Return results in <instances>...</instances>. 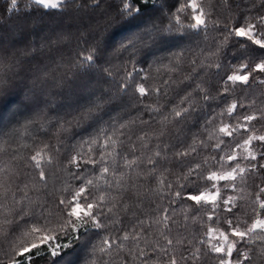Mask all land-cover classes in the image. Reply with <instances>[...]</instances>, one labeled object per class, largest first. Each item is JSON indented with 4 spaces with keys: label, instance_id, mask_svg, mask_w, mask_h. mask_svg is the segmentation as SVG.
Masks as SVG:
<instances>
[{
    "label": "trees",
    "instance_id": "1",
    "mask_svg": "<svg viewBox=\"0 0 264 264\" xmlns=\"http://www.w3.org/2000/svg\"><path fill=\"white\" fill-rule=\"evenodd\" d=\"M190 2L143 0L138 4L143 9L142 18L129 22L121 15V0H65L58 8H44L34 0H17L15 9L10 0H0V39H25L38 46L44 37H63L56 51L22 64L17 69V79L0 92V264H14L22 247L39 243L44 235L56 238L52 245H61L59 254L51 255V246L45 244L34 249L24 264H166L170 255L178 264H188L181 257L197 249L199 259L191 264H217L216 254L208 248V244L215 243L211 229L226 231L224 221L231 218L230 214L218 209L210 221L206 215L211 212L210 207L202 206L197 213L192 202L171 203L168 184H172V190H179L176 181L190 167L200 164L201 171L216 170L212 156L226 159L233 151L242 156L248 135L264 134V126L256 121L248 125V133L239 129L232 138L219 131L224 123L233 127L247 123L235 114L219 115L233 101L238 103L237 112L241 115L245 109L239 107L240 103L246 106L247 114L259 116L264 112V84L259 82L264 77L255 74L257 79H250V85L243 87L228 82L225 86L232 88L228 96L216 91L226 75L239 69L232 53H245L250 57L246 61L249 63L264 59V50L251 42L241 47V38L224 40L230 27L242 25L249 18L258 22L264 14V0H196L208 18L207 29L200 31L188 27L190 9L184 6ZM175 16H179V22ZM153 20L161 28L173 29L166 40H158L138 54L121 50V42L141 31L145 21L150 25ZM13 32L17 34L12 35ZM90 50L97 54L96 66L77 68ZM216 64H220L219 69ZM129 71L133 72L131 78L127 76ZM122 84L128 86L126 90ZM140 84L149 89L148 96L139 95ZM197 85L211 93L209 102L200 98ZM156 88L162 90L160 94L153 91ZM100 90L111 92L114 98L99 112L100 123L90 129L94 121L76 126L77 110L82 111L91 93ZM189 93L195 110L187 119L174 118L172 110L181 106V99ZM40 109L43 112L37 116ZM155 109L164 115L152 111ZM97 137L98 142L92 143ZM109 137V146L101 148ZM221 141L224 143L217 149L215 145ZM257 143L254 141L253 146ZM185 150L190 155L180 158L181 165L175 154ZM157 151L167 157L166 162L155 156ZM101 152L116 175L100 179L96 171L100 164L85 166L88 172L81 175L93 180L88 200L100 203L98 218L103 227L95 228L90 221L81 226L75 217L67 215V204L80 183L74 178V166L69 160L72 156L98 160ZM36 153H40L38 159L42 160L46 182L40 181L39 170L30 160ZM149 157L159 159L154 174H149ZM125 158H139L144 163L128 169L124 167ZM238 162L241 167L248 164L243 159ZM230 166L225 163L219 173L228 171ZM129 177L134 179L135 187H130ZM245 177L244 181L237 179L235 189L225 188L224 181L218 182L222 197L235 198L233 211L239 210L241 227L244 221L251 224L257 213L264 216L256 199L258 187L264 183L261 177L250 173H245ZM180 183L184 181L181 179ZM260 199L264 200V194H260ZM61 200L65 201L64 206ZM165 214L171 217L168 221L163 219ZM36 228L40 232H35ZM161 233L173 239V245H167ZM157 244L166 247L167 254L159 249L153 251ZM249 247L258 252L260 242ZM141 251L147 255H140Z\"/></svg>",
    "mask_w": 264,
    "mask_h": 264
},
{
    "label": "snow or ice",
    "instance_id": "2",
    "mask_svg": "<svg viewBox=\"0 0 264 264\" xmlns=\"http://www.w3.org/2000/svg\"><path fill=\"white\" fill-rule=\"evenodd\" d=\"M150 2H155V0H150ZM12 8L15 9L17 6V0H10ZM36 5L42 6L44 8H58L65 0H34ZM122 10L121 15L128 18L129 22L138 21L142 18L143 9L138 6V4L143 3V0H121ZM178 3V0H177ZM176 7V5H173ZM184 7L190 9V23L188 27L195 29L197 31L206 30L208 26V18L205 14L203 8L197 4L196 0H191L190 3L186 4ZM178 11L183 12L184 8H179ZM177 22H179V16H175ZM218 23V22H217ZM228 27V25H225ZM140 28V27H139ZM173 29L171 27L161 28L155 20L149 25L146 21L143 23V28L138 33H133L131 38L126 41L121 42L120 48L124 52L138 54L139 51L143 48H149L151 45L156 44V42L164 41L167 39V34L171 33ZM16 32H13L12 35H16ZM23 36V33H19ZM235 36L241 38V47L244 46L245 42H251L252 45L258 46L260 50H264V14H261L258 17V22H252L251 18L243 21L242 25H237L235 27H230L228 35L224 37V40L229 39V37ZM63 37L59 35L47 36L44 37L37 46L31 41L21 40H10V39H0V92H3L5 89L11 86V83L17 79V69L24 63H30L32 59H35L38 56H43L47 53H51L57 50V45L62 41ZM18 44H23V48H17ZM15 50V51H13ZM235 57V60L239 62V69L234 71L232 74L226 75L224 78V84L217 88L216 91L220 92L223 96H228L232 91V88L226 87L225 85L228 82H231L232 86L236 84L243 86L250 85V79L255 81L259 74L264 77V59H259L258 61H253L251 63L246 62L250 60L249 56H246L245 53L241 52L238 56L235 53H232ZM98 57L95 53V50H90L87 55L82 56L80 61L77 63V68L95 67ZM208 67H211L209 65ZM217 69L220 68V64H216ZM135 71V68L133 69ZM143 71V69H140ZM110 76V73H108ZM133 75L132 71L127 73V76L131 78ZM147 80V76L144 77ZM264 84V79L259 81ZM167 83V82H166ZM125 90L127 89L126 84H122ZM198 89V95L204 102H209L212 99L211 93L205 89L196 86ZM157 94L161 93L160 88L153 89ZM137 92L140 96H148L149 89L145 88L144 84H140L137 88ZM126 95V92H125ZM167 95V93H165ZM243 95V92H241ZM114 98L111 92H105L100 90L99 93L93 92L88 98V102L84 105L83 110H77L79 112L78 117H74L76 126L81 124L94 121V124L89 125V129L94 127L95 124H99L101 117L99 112L104 110L105 105L111 104ZM45 103L50 104L51 101H46ZM181 106H177L176 109L172 110L174 118L180 119L187 117L195 110V104L191 94L185 95L181 101ZM238 103L233 101L230 105L221 111L219 115L222 117L227 114L229 117H233L235 114L236 118H242L243 121L247 123H241L237 127H233L230 123H224L220 127L219 131L222 132L225 137L232 138L233 133L239 129H243L245 133L249 132V127L253 121H256L257 124L264 126V112H261L259 116L255 113L247 114L246 106L243 103L239 104L241 109H245L243 115L237 112ZM159 112L161 116L164 115L159 109L152 110ZM43 112V109H40L37 113L39 116ZM165 120H168L167 116H164ZM210 122V121H208ZM68 124H72L73 121H67ZM61 127H63L61 125ZM121 127H124L122 124ZM66 132L67 128H63ZM87 130V129H86ZM103 131V129H100ZM163 135V132H161ZM75 139V137H73ZM109 139H105L100 147L107 148L109 146ZM258 142L253 146V142ZM87 143L88 141H84ZM97 139H93L92 143H97ZM203 143V141H201ZM224 141H221L219 144H216L215 147L220 149L221 144ZM247 147L244 150L242 156H238L235 151L231 152L224 157L217 158V156H212L211 159L215 161L216 170H209L207 172L201 171V165L196 164L194 167H190L187 170V174L178 178L176 183L179 190H172L173 186L171 183L168 184L169 196L171 198V203H176L179 201L192 202L195 205L196 212L198 213L199 209L202 206L210 207L211 212L207 213V219L210 221L214 220V214L220 209L223 212L230 214L231 218H228L224 221L226 225V231L216 228H212L211 232L218 233L216 239L220 240L222 237V243H210L208 244L209 251L216 254L217 264H257V261H260L261 264H264V219L260 218V213H257L256 219L249 224L247 221H244V226L241 227V221L237 216V211H233L236 208L235 198L231 196H221V190L218 187V182H226L225 188H236V181L239 178L240 180H246L245 173H250L253 177H261V183H264V134L257 135L256 132H251L248 135L247 139L243 142ZM55 149V146H54ZM191 151H195L194 148ZM111 155V154H109ZM190 155L188 150L181 151L175 154L177 162L183 164L181 157H186ZM40 153L31 155L30 160L35 164V168L39 170L38 175L39 179L42 182H46L45 172L42 168V160L38 159ZM155 156L159 159L167 161V157H162L161 152L157 151ZM159 159H153L149 157L146 161L147 165L152 167L149 169V174H154L156 168L159 164ZM240 159L248 161L246 167H241V164L238 162ZM115 162V161H113ZM235 162V163H233ZM48 163H51V158H49ZM144 161H140L139 158L128 160L125 158L124 167L128 169H133L134 167H140ZM228 163L230 169L224 174H219V169L224 167V164ZM69 164L74 166V178L80 181L78 190L72 194L71 200L67 204L69 211L67 215L70 217H75V221H79L82 226L86 222H91L95 228L103 227L101 220L98 218L100 212L102 211L100 203H93L88 200L90 195L89 186L93 184L92 179H88L87 175H81V173H87V165L95 166L100 164V167L96 169L100 173V179H106L109 175L115 176V171H110L107 161L105 160L104 153L101 152V155L98 160L84 159L77 156H72L69 160ZM132 181L130 187H135V181L132 177H129ZM183 180L184 183H180V180ZM161 184L164 183V180L159 181ZM205 182H208L205 184ZM255 183V179H253ZM260 194H264V186L258 187L257 201L259 202V208L264 210V200L260 199ZM85 202L82 203L81 200ZM101 202L103 197L100 198ZM61 206L65 205V201H60ZM23 212V209L21 210ZM111 212V209H108ZM170 215L165 214L163 219L168 221ZM215 220H219V217L216 216ZM74 228L76 227L75 222H73ZM168 225L165 224V227ZM35 232H40L39 228L34 229ZM163 239L167 242V245H173V239L169 238L168 235L161 233ZM207 235V233H206ZM128 235H125L124 239H128ZM56 239L51 235H44L40 237V242H32L30 245L22 247L19 253V260L14 262V264H24L25 261L30 260V254L33 253V250H38L43 245L47 244L51 246V255H58L57 249L61 247L59 243L52 245V241ZM133 239H136L134 236ZM260 242V248L258 252H253L251 245ZM107 243V241H105ZM177 243H183V241H177ZM200 243L204 244L205 241L201 240ZM110 247V245H109ZM247 248V250H245ZM159 249L160 252L167 254L168 249L166 247H160L158 244L154 245L153 251ZM235 254V255H234ZM140 255H147V253L141 251ZM182 260L191 264L192 261L199 259V249L196 252H192L189 256L181 257ZM166 264H178L174 255H170Z\"/></svg>",
    "mask_w": 264,
    "mask_h": 264
},
{
    "label": "rangeland",
    "instance_id": "3",
    "mask_svg": "<svg viewBox=\"0 0 264 264\" xmlns=\"http://www.w3.org/2000/svg\"><path fill=\"white\" fill-rule=\"evenodd\" d=\"M225 172H222V173H219V174H224ZM260 218H262V219H264V216L263 217H260ZM217 235H218V233H213V237H214V242L215 243H222L223 241H222V237L220 238V240H217L216 239V237H217Z\"/></svg>",
    "mask_w": 264,
    "mask_h": 264
}]
</instances>
